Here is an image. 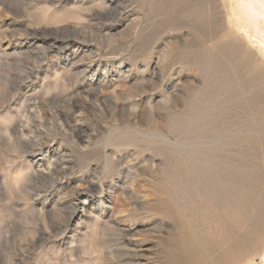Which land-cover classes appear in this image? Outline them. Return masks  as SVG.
I'll list each match as a JSON object with an SVG mask.
<instances>
[{
	"label": "rangeland",
	"instance_id": "1",
	"mask_svg": "<svg viewBox=\"0 0 264 264\" xmlns=\"http://www.w3.org/2000/svg\"><path fill=\"white\" fill-rule=\"evenodd\" d=\"M229 2L0 0V264H219L202 183L264 168Z\"/></svg>",
	"mask_w": 264,
	"mask_h": 264
},
{
	"label": "bare ground",
	"instance_id": "2",
	"mask_svg": "<svg viewBox=\"0 0 264 264\" xmlns=\"http://www.w3.org/2000/svg\"><path fill=\"white\" fill-rule=\"evenodd\" d=\"M229 3L233 28L247 42L254 44L264 58V0H230ZM219 52L234 64L236 72L241 67L247 69L244 84L248 86L250 142L254 150L260 141L259 129H262L264 144V65L261 61V65L260 62L257 64L252 55L239 57L241 54L238 55L236 50L228 51L225 45L219 47ZM218 65L223 66L222 63ZM251 158L253 160L255 155L251 154ZM241 172L237 177L234 170H225L221 179L204 180L200 188L201 196L209 200L218 218V225L223 227L220 240L228 243L227 251L218 257L219 264H240L248 259V254L264 236V168L259 170L254 166L249 173L248 169ZM196 240L185 227V248L182 250L187 264H197L204 256V250L201 245L198 247ZM261 261H264V254Z\"/></svg>",
	"mask_w": 264,
	"mask_h": 264
}]
</instances>
